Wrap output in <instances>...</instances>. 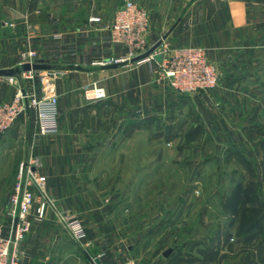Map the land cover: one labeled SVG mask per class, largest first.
Listing matches in <instances>:
<instances>
[{"label":"crops","instance_id":"0c3cea01","mask_svg":"<svg viewBox=\"0 0 264 264\" xmlns=\"http://www.w3.org/2000/svg\"><path fill=\"white\" fill-rule=\"evenodd\" d=\"M96 1L99 0H0V66H20L22 53L29 48L37 52L39 60L49 62L52 60L50 57L59 55L52 49V43L65 41L64 36L70 31L76 33L72 42L76 47L100 45L97 52L77 50L75 57L115 56L120 49L110 44L105 33L111 23L105 26L88 20L90 15L100 16L101 9L96 6ZM112 1L105 0L107 7L118 4ZM67 5L78 9L72 12ZM80 7H84L87 13L83 26L75 18V12ZM112 8V12L105 8L104 13H114L116 9ZM178 19H181L180 22L163 46L173 43L174 46L205 47L209 60L218 66L220 77V84L215 90L191 96L182 103L183 109L188 108L197 97L203 118L201 124L208 126L207 118H210L209 121L216 119L215 123L234 130L227 131L232 137L230 139H225L227 136L224 137L220 129L217 132V141L228 142L233 158L240 153L238 143L242 139L254 143L250 149L253 157H264V0H193L183 16H178L166 26L164 34ZM87 30L95 34L88 38L83 34ZM95 61L89 59L86 63L92 65ZM85 65H79L85 70H76L78 75L63 73L57 83L58 90L55 89L61 99L57 133L40 134L36 117L31 111L21 116L6 134L0 135V154L17 165L30 157L36 158L42 163L40 173L46 177L48 198L33 188L37 202L29 216V229L20 243V264H93L87 254L93 259L99 258L100 264H108V259L111 256V259H116V254H120L127 244L125 234L128 227L124 216L114 212L99 196L95 197V193H89L93 185L81 176L94 169L80 163L84 154L79 147L80 137L70 130V126L73 117L80 112L85 114L104 104L100 100L88 101L85 98L86 85L94 82L101 84L108 93V99H111L109 104L105 103L108 108L119 106L135 111L139 117H143V110H150L151 113L163 110L169 115L181 106L175 92L160 80L156 62L128 64L117 69ZM16 90L14 86L6 88L5 83H0V100H11ZM208 110L211 117H207V113L202 114ZM226 111L229 114L226 115ZM239 127L247 128L246 137L240 136ZM201 139L205 141L207 137ZM85 154L88 156L90 152ZM4 169L7 168L0 166V173H4ZM15 191L13 182L5 200L0 188V206L6 214L3 223L8 235L13 233L14 219L9 212ZM64 213L76 215L85 226L86 237L81 242L73 238L62 222L60 214ZM129 248L132 250V245Z\"/></svg>","mask_w":264,"mask_h":264},{"label":"rangeland","instance_id":"374dc122","mask_svg":"<svg viewBox=\"0 0 264 264\" xmlns=\"http://www.w3.org/2000/svg\"><path fill=\"white\" fill-rule=\"evenodd\" d=\"M125 1L113 0V4L119 5L109 7L105 0L96 1V6L101 9V23H111L116 12L111 13L112 7L117 10ZM192 1L135 0L149 11L151 46L163 36L167 25L178 16H183ZM67 8L72 12L78 9L69 5ZM105 8L111 12L104 13ZM86 16L84 7L75 12L80 26H83ZM91 32L87 30L83 34L90 38L91 34H95ZM105 33L110 44L120 49L113 57H75L77 50L97 52L100 45L76 47L72 44L76 37L74 31L64 36L65 41L52 43V49L59 54L58 57H50L52 60L49 61L59 70L54 81L57 90L63 73L78 75L76 70L70 72L69 65H76L77 62L85 65L89 59L97 62L103 58H124L125 50L111 41L108 30ZM168 45L174 46L173 43ZM93 63H86L85 66L101 67ZM34 74L33 80L17 78L19 82L12 84L9 78L3 77L0 83H5L6 88L16 87V93L21 86L29 88L35 84L37 93L42 95V74ZM56 93L59 95L58 91ZM175 94L181 106L169 115L163 110L154 113L143 110V117H139L135 111L119 106L108 108L105 103L109 104L111 99L107 97L100 100L104 102L101 106L73 117L70 130L79 135V147L84 152L80 163L94 169L81 175L85 182L93 185L89 193H95V197L99 196L114 212L124 216L128 227L125 234L127 244L120 254H116V259H111L112 256L108 259V264H119L127 259H134L138 264H264V157H253L250 149L254 143L242 139L238 143L240 153L233 158L228 142L217 141L218 129L225 134L224 137L227 136L225 139H230L232 137L227 131L232 128L215 123L216 119L209 121L210 118L206 119L208 126L201 124L203 118L197 97L188 108L183 109L182 104L198 94ZM206 113L207 117H211L209 110L202 112ZM215 114L217 118L218 114ZM33 116L36 117L35 112ZM243 128L239 127V134L246 137L247 128ZM201 137L207 139L203 141ZM86 151L90 155L87 156ZM3 155L0 154V166L7 169L0 173V188L6 200L11 184L14 182L17 186L23 162L14 164ZM7 163L9 167H6ZM44 179L46 181V177ZM241 182L245 185L251 182L257 184L250 211L257 213L254 220L258 221L243 234L238 230L237 218L224 208L226 198ZM4 212L0 206V223L6 217ZM130 245L133 251L129 250ZM167 252H170L168 256L165 255Z\"/></svg>","mask_w":264,"mask_h":264},{"label":"built area","instance_id":"2783aa9c","mask_svg":"<svg viewBox=\"0 0 264 264\" xmlns=\"http://www.w3.org/2000/svg\"><path fill=\"white\" fill-rule=\"evenodd\" d=\"M90 23H101L102 17L89 16ZM111 41L125 50L124 58H111V62H126L145 53L150 47L151 19L147 8L135 0H126L113 16L107 26ZM207 49L202 46H161L156 53L163 55L162 62L155 61L154 56L142 62H156L158 75L172 91L181 95H195L210 91L219 85L218 66L209 60ZM23 63L38 61V54L32 48L22 53ZM107 59L94 62L103 66ZM141 63V62H139ZM59 70L54 69L42 74V95L32 85L29 88L20 87L11 100H0V134H6L21 117L31 111L35 112L37 128L40 134H55L59 131L60 97L55 91V78ZM34 72L23 73L21 80H33ZM13 84L19 82L16 77H9ZM85 98L88 101L103 100L108 93L101 84L94 82L84 87ZM42 163L30 157L20 166L19 180L12 198V209L9 215L19 219L15 235H8L6 227L0 223V264H20V243L24 240L30 221L29 216L37 202L33 188L43 197L46 195V181L40 174ZM65 227L74 239L81 242L86 237L83 223L72 213L60 214ZM119 264H138L134 259H127Z\"/></svg>","mask_w":264,"mask_h":264},{"label":"water","instance_id":"95a60500","mask_svg":"<svg viewBox=\"0 0 264 264\" xmlns=\"http://www.w3.org/2000/svg\"><path fill=\"white\" fill-rule=\"evenodd\" d=\"M181 19H178L174 25L155 43L153 44L145 53L138 55L129 61L126 62H111L110 59H107L105 62L106 64L101 66L102 69H117L121 66H125L128 64H135L142 62L146 58H149L150 56H154V59L156 62L160 63L163 60V55L160 53H156L157 50L164 44L165 40L168 38V36L172 33V31L175 29V27L178 25ZM56 69L52 64L49 62H46L45 60H39L36 62H26L23 63L21 66L18 67H12V68H2L0 66V78H9V77H16L19 80H21V76L23 73H28V72H37L44 74L46 71L54 70ZM68 69L70 70H78V71H83L85 70L82 66L79 65H69ZM19 219L16 217L14 219V225H13V233L12 236L15 235L16 228L18 225ZM170 252L165 253L166 256L169 255ZM88 259L93 263V264H100L101 261L99 258H92L90 255H88Z\"/></svg>","mask_w":264,"mask_h":264},{"label":"trees","instance_id":"16d2710c","mask_svg":"<svg viewBox=\"0 0 264 264\" xmlns=\"http://www.w3.org/2000/svg\"><path fill=\"white\" fill-rule=\"evenodd\" d=\"M256 186L257 184L254 182L247 185L242 182L238 183L224 202L225 210L233 214L239 221L238 230L242 234L256 225L258 221L254 220V215L257 213L250 211V205L254 202Z\"/></svg>","mask_w":264,"mask_h":264}]
</instances>
